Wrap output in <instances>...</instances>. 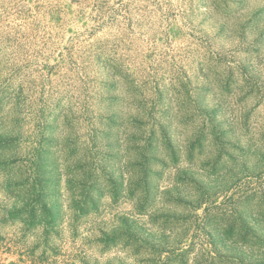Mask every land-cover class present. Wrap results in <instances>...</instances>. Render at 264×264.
<instances>
[{
    "label": "rangeland",
    "instance_id": "obj_1",
    "mask_svg": "<svg viewBox=\"0 0 264 264\" xmlns=\"http://www.w3.org/2000/svg\"><path fill=\"white\" fill-rule=\"evenodd\" d=\"M0 264H264V0H0Z\"/></svg>",
    "mask_w": 264,
    "mask_h": 264
}]
</instances>
